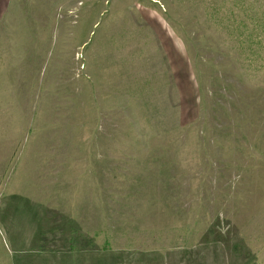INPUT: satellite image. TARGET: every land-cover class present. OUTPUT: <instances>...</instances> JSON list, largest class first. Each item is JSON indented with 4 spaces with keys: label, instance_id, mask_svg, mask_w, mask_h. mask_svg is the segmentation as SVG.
Masks as SVG:
<instances>
[{
    "label": "rangeland",
    "instance_id": "1",
    "mask_svg": "<svg viewBox=\"0 0 264 264\" xmlns=\"http://www.w3.org/2000/svg\"><path fill=\"white\" fill-rule=\"evenodd\" d=\"M0 264H264V0H0Z\"/></svg>",
    "mask_w": 264,
    "mask_h": 264
}]
</instances>
